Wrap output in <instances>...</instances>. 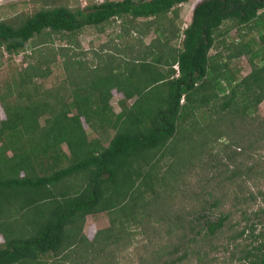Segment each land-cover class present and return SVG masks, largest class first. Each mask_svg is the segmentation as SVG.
I'll use <instances>...</instances> for the list:
<instances>
[{
    "label": "trees",
    "instance_id": "16d2710c",
    "mask_svg": "<svg viewBox=\"0 0 264 264\" xmlns=\"http://www.w3.org/2000/svg\"><path fill=\"white\" fill-rule=\"evenodd\" d=\"M189 1L103 0L0 19V55L26 63L0 82V264H121L138 236L136 264H264V236L246 212L220 211L229 194L242 204L248 192L227 182L264 179V0H197L182 28ZM115 20L122 48L101 47L92 67L71 54L85 27L103 31ZM232 30L237 38L226 43ZM134 31L154 38L144 45ZM53 36L65 46L46 50ZM55 55L63 57L69 88H57L66 97L36 86ZM240 57L251 69L238 79L229 65ZM112 91L136 99L115 114ZM149 95L158 107L145 105ZM84 124L114 135L104 146ZM82 173L92 185L84 201L73 186ZM193 175L190 192L179 190ZM108 182V204L98 207ZM205 206L219 216H204ZM105 212L109 226L89 239L86 218ZM218 252L228 257H211Z\"/></svg>",
    "mask_w": 264,
    "mask_h": 264
},
{
    "label": "rangeland",
    "instance_id": "374dc122",
    "mask_svg": "<svg viewBox=\"0 0 264 264\" xmlns=\"http://www.w3.org/2000/svg\"><path fill=\"white\" fill-rule=\"evenodd\" d=\"M200 1V0H198ZM86 2V5H85ZM79 1V0H0V19L1 20H7L9 22H22L29 16H31L33 13L37 12L40 9L52 7V6H59V5H65L72 9L74 8H84V6H88L91 4H94L95 2H100V0H86ZM194 2H197V0H191L190 2L184 4L179 12V20L182 22V28H185L190 20H191V6ZM98 4V3H95ZM138 24H143L144 20H139ZM121 23L118 20L112 21L110 24L105 26V29L103 31H98L95 27H85L77 36L76 40L78 41V46L73 45L71 47V54H73L76 58L84 60L87 62L89 66L96 65V60L94 58V52L98 51L101 47H105L107 53L109 54V51L114 52L115 48H122L124 43L121 41L122 39H118L117 34L120 31ZM140 27V26H139ZM141 29V28H140ZM131 38L138 39L141 38L142 44L147 45L151 42V40L154 38V35L148 34L144 36L143 38L140 37L135 31L131 33ZM254 36L257 38L256 35H249L246 37V39ZM130 38V39H131ZM237 38L236 31L232 30L228 33L226 36V43L231 42L233 40H236ZM53 41L51 43H47L46 50H51L52 48H58L65 46V42L60 40L59 37H52ZM125 39V38H124ZM175 44L174 42L172 43ZM52 47V48H50ZM42 47H36V49L40 50ZM44 48V50H45ZM223 48V47H221ZM222 53L227 54V50H220ZM27 53H29V48H27ZM211 54L214 53V50L210 52ZM116 56V54H114ZM21 54L19 55H7L2 54L0 55V82H3L4 80H7L10 76V74L13 73V71L20 69L25 66V62L23 63L21 60ZM48 57L53 58V55H49ZM49 63L50 67V75L45 79H39L37 80V87L40 89H46V90H60L61 94L66 97V93L69 94V91L67 88H69V85L66 82V74H65V66L63 57L61 55H55V58L52 59ZM230 70L234 72L235 68L240 69V74H238V79L240 77H243L247 75L251 69L249 64L246 61L245 57H240L237 60H233L232 63L230 62L229 65ZM177 70V69H176ZM175 70V71H176ZM177 73V71H176ZM66 82L67 88H57L62 83ZM155 88H168L167 84L160 85ZM157 93H154L153 95H156ZM121 97L120 94L113 91V98L111 99V108L113 111L118 114L121 112V109H123V106L119 104V98ZM182 102V101H181ZM130 104V103H129ZM154 105V107H158L160 104L156 103L149 98L147 99L145 105ZM138 112V110H132L131 113ZM257 114L260 116V118L264 119V100L262 103H260ZM5 119L4 111L2 110L0 106V120ZM84 127L86 128V131L88 132L90 137H99L104 142H108L112 136L114 135V130L109 129L103 130V131H93L87 127L86 124H84ZM104 132V133H103ZM65 148V147H64ZM66 150V148H65ZM261 154L264 155V151H261ZM198 172V171H194ZM195 174V173H194ZM86 177L85 173L77 174L73 176V186L75 190L77 191V198H79L80 201H84L86 199V196L83 195L84 189H91L92 185L90 183H87L85 181L86 179L83 178ZM196 176L193 175L192 179L190 177L184 176V180H180V184L182 187H180L179 190L183 189L184 192L188 193L190 192L191 186H185V183L187 185H190L192 181L195 179ZM87 178V177H86ZM190 179V180H189ZM244 180V179H243ZM241 180L236 179L234 182H227L226 187H229L231 191H235V188L239 183L244 184L245 187H248V192H250L253 196L251 198L249 196L250 193L244 190L245 193L242 194V204L236 203V200L232 196V194L227 197L225 204L220 208V211H222L224 214H226L231 207L236 211L246 212L247 219H248V225H252L253 229L255 230V234H263L264 236V179H248V180ZM91 185V187H89ZM101 189H103L104 193L102 194L100 199H97V205L98 207H103L106 204H108L106 197L109 195V182L107 184L103 183L101 186ZM181 196H184L183 194H180ZM190 199V197H187ZM94 199V195H93ZM180 201V200H178ZM189 201V200H187ZM183 203H186L184 201ZM205 212H203L204 216L209 217L211 220H215L219 216V212H213L209 211L207 209V206H205ZM231 212V211H230ZM241 213H237L234 216V221L240 220ZM110 224L109 221V214L108 213H100L97 215L88 216L86 218V222L84 224V233L87 235L89 239L93 238L94 233L97 230H101L104 228H107ZM246 223H243V221L240 222V226L245 225ZM133 240V244H130V247L128 251L125 253V255H122L120 263L121 264H136L135 263V255L140 250V246L144 245V241L142 243H138L139 240ZM245 244H250V240L247 238L245 240ZM257 242L253 244V246H256ZM135 249H139L135 252ZM135 257V258H134ZM211 257H218L220 259H225L228 257V255L224 252H218L216 254H211ZM192 264H196L195 259H191ZM231 264H244L243 262H232Z\"/></svg>",
    "mask_w": 264,
    "mask_h": 264
},
{
    "label": "crops",
    "instance_id": "0c3cea01",
    "mask_svg": "<svg viewBox=\"0 0 264 264\" xmlns=\"http://www.w3.org/2000/svg\"><path fill=\"white\" fill-rule=\"evenodd\" d=\"M191 1V0H190ZM189 1V2H190ZM184 5V4H183ZM182 5V6H183ZM181 6V7H182ZM181 7H180V9H181ZM190 23V22H189ZM175 68V67H174ZM116 92V91H115ZM113 98V91H112V97H111V99ZM135 97L134 98H130V99H127V100H122V97H120L119 98V104L121 105V106H123V104L125 105V107H129L134 101H135ZM111 101V100H110ZM130 103V104H129ZM109 105H110V107H111V103L109 102ZM112 111H113V109H112ZM114 112V111H113ZM115 113V112H114ZM116 114V113H115ZM88 133V132H87ZM88 137H89V139H92V138H98V139H100L101 141H102V139L101 138H99V137H90L89 136V134H88ZM102 143H103V145L104 146H107L108 145V142H104V141H102Z\"/></svg>",
    "mask_w": 264,
    "mask_h": 264
},
{
    "label": "clouds",
    "instance_id": "9594fccd",
    "mask_svg": "<svg viewBox=\"0 0 264 264\" xmlns=\"http://www.w3.org/2000/svg\"><path fill=\"white\" fill-rule=\"evenodd\" d=\"M79 1H83V0H79ZM86 0H84V2H85ZM114 1H117V0H114ZM103 2V0L102 1H100V2H97L98 4L99 3H102ZM85 5H86V2H85ZM85 7V6H84ZM177 69V68H176ZM182 101V100H181Z\"/></svg>",
    "mask_w": 264,
    "mask_h": 264
},
{
    "label": "built area",
    "instance_id": "2783aa9c",
    "mask_svg": "<svg viewBox=\"0 0 264 264\" xmlns=\"http://www.w3.org/2000/svg\"><path fill=\"white\" fill-rule=\"evenodd\" d=\"M100 1H102V0H100Z\"/></svg>",
    "mask_w": 264,
    "mask_h": 264
}]
</instances>
